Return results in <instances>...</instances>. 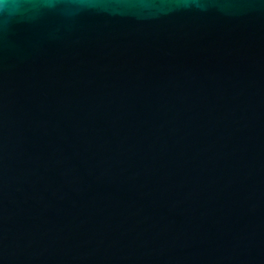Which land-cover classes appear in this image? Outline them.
Segmentation results:
<instances>
[{
  "label": "water",
  "instance_id": "95a60500",
  "mask_svg": "<svg viewBox=\"0 0 264 264\" xmlns=\"http://www.w3.org/2000/svg\"><path fill=\"white\" fill-rule=\"evenodd\" d=\"M0 264H264V0H3Z\"/></svg>",
  "mask_w": 264,
  "mask_h": 264
},
{
  "label": "clouds",
  "instance_id": "9594fccd",
  "mask_svg": "<svg viewBox=\"0 0 264 264\" xmlns=\"http://www.w3.org/2000/svg\"><path fill=\"white\" fill-rule=\"evenodd\" d=\"M3 3V0H0V4H2Z\"/></svg>",
  "mask_w": 264,
  "mask_h": 264
}]
</instances>
